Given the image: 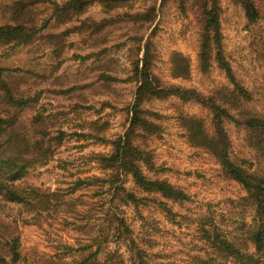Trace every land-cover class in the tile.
I'll list each match as a JSON object with an SVG mask.
<instances>
[{"label": "rangeland", "instance_id": "obj_1", "mask_svg": "<svg viewBox=\"0 0 264 264\" xmlns=\"http://www.w3.org/2000/svg\"><path fill=\"white\" fill-rule=\"evenodd\" d=\"M16 1L0 0V24L3 13ZM258 1L263 17L257 24L248 25L240 5L233 0H221L220 24L226 56L239 80L253 93L255 101L249 107L262 110L264 62L258 53L257 37L264 38V0ZM151 6L157 9V17L151 23L133 25L126 17L143 13ZM33 14L39 22L50 12ZM117 17L101 33L90 35L81 26L86 18ZM196 18L192 0H138L112 11L97 3L71 22L51 23L34 44L0 49V63L17 78L22 93L37 98L24 117L29 120L40 114L50 132L67 133L50 160L28 171L17 183L22 191L49 196L51 203L47 207H28L0 199V244L18 238L22 254L19 264L41 261L72 264L87 252L95 251L100 242L104 249L102 260L111 254L130 264L125 243L108 234L114 226L110 221L114 205L110 206L107 189L96 183L77 187L75 191L73 188L79 179L104 177L88 156L93 152L108 154L111 147L95 137L114 140L130 127V107L137 86L134 62L144 54L143 49L137 50L139 44L144 47L151 43L153 72L166 84L193 88L203 94L229 84L215 65L206 74L201 71ZM51 35H59L60 40L49 39ZM173 53L189 59L187 78L173 76ZM144 107L155 114L151 120L161 129L158 135L137 143L151 153L156 168L164 169L157 178L182 189L189 199L180 204L143 194L129 179L127 188L146 200L139 210L121 206L116 211L127 220L134 236L149 240L151 264H193L195 256L202 254L199 234L202 225L214 221L221 230L234 232L238 220L250 222L251 212L240 213L236 207L246 192L236 181L223 176L213 155L189 143L179 123L181 113L209 117L205 108L175 98L152 100ZM227 130L234 157L250 166L255 157L245 141L244 131L234 124H228ZM164 208H170L175 217L165 213ZM0 256L11 261L1 245Z\"/></svg>", "mask_w": 264, "mask_h": 264}, {"label": "trees", "instance_id": "obj_2", "mask_svg": "<svg viewBox=\"0 0 264 264\" xmlns=\"http://www.w3.org/2000/svg\"><path fill=\"white\" fill-rule=\"evenodd\" d=\"M134 1L138 0H17L3 13V22L0 24V49L10 45L34 44L39 40L40 33L51 23L71 22L85 14L94 4L98 3L105 10L112 11ZM233 2L243 9L248 25H255L262 19L261 1ZM180 7L182 8L183 4ZM192 7L199 29V67L206 74L215 65L225 74L229 84L209 94L200 93L193 88L166 84L153 72L151 43H146L144 47L139 44L137 50L141 52L143 49L144 54L142 59L134 62L133 73L137 86L130 107V127L123 136L114 140L95 137L97 141L111 147L108 154L93 152L88 156L89 162L96 163L104 177L79 179L75 182L76 188H73V191L77 187L94 183L105 187L106 193L110 195V206L114 205V208L110 209V221L114 226L108 234L112 233L113 237L125 243L130 254V264H151L147 250L151 247L149 240L134 236L127 220L116 211L121 206H134L139 210L146 200L127 188L128 180L130 179L133 187L143 194L158 195L173 203L182 204L189 198L182 189L164 178H157V174L164 169L156 168L151 160V153L137 143L158 135L161 129L151 120L155 114L144 105L152 100L170 98L182 103L197 104L207 110L209 117H190L181 113L179 123L186 131L189 143L213 155L223 176L236 181L246 192L236 207L240 213L250 211L251 220L249 223L236 220L234 232L221 230L214 221L202 225L199 230L200 240L203 242L202 254L195 256L193 264H264V108L256 110L249 107L255 101L253 93L239 80L226 56L220 24L221 0H192ZM47 10L50 14L38 22L33 13ZM126 17L133 25L137 22L151 23L157 17V9L156 6H151L143 13ZM118 19L119 17L102 20L86 18L81 22V26L91 35L101 33ZM49 39L60 40L59 35H51ZM257 39L258 53L264 62V38L258 36ZM171 65L174 77H188V58L173 53ZM9 72V69L0 63V199L6 203L25 204L28 207H47L51 203L49 196L36 191H22L17 183L28 171L50 160L54 149L63 143L67 133L63 130L50 132L45 117L40 114L29 120L24 117L25 111L34 107L37 98L23 94L17 78L12 77ZM261 99L264 103V88ZM228 124H234L244 131L245 141L255 157L250 166H245L246 162L234 157ZM149 173L153 176H149ZM164 211L173 218L176 215L170 208H164ZM241 217L244 219L243 214ZM0 245L1 250L6 252L11 260L8 262L0 256V264H19L22 261L17 237L3 240ZM103 254L104 249L100 242L95 251L87 252L81 260L72 264H124L119 256L111 254L102 260ZM40 264L56 262L41 261Z\"/></svg>", "mask_w": 264, "mask_h": 264}]
</instances>
